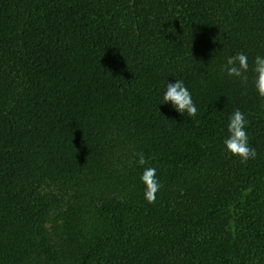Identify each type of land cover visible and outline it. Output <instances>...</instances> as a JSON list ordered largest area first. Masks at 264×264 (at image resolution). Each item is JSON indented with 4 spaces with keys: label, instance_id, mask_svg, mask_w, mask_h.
<instances>
[{
    "label": "trees",
    "instance_id": "trees-1",
    "mask_svg": "<svg viewBox=\"0 0 264 264\" xmlns=\"http://www.w3.org/2000/svg\"><path fill=\"white\" fill-rule=\"evenodd\" d=\"M258 54L264 0H0V264H264ZM175 79L194 117L160 104ZM236 109L246 163L222 150Z\"/></svg>",
    "mask_w": 264,
    "mask_h": 264
},
{
    "label": "clouds",
    "instance_id": "clouds-1",
    "mask_svg": "<svg viewBox=\"0 0 264 264\" xmlns=\"http://www.w3.org/2000/svg\"><path fill=\"white\" fill-rule=\"evenodd\" d=\"M223 70L229 77L239 78L247 81V73L250 71L248 56L244 53H236L226 58ZM252 87L258 98L264 100V55H256L251 66ZM160 104H168L175 112L181 116L194 117L197 107L192 99V95L185 86L183 80L175 79L166 82L162 93ZM264 107V105H262ZM248 121L245 114L239 109L234 110L228 116L226 125L227 136L223 139V151L226 155L238 157L241 163H246L250 159L256 158V150L249 146V137L246 133ZM136 164L143 168L139 180L143 185V198L151 204L156 200L161 185L156 176L154 167H143L147 161L142 153H137Z\"/></svg>",
    "mask_w": 264,
    "mask_h": 264
}]
</instances>
